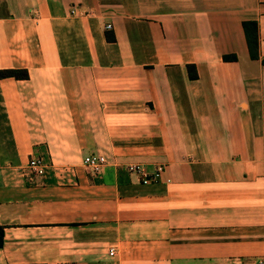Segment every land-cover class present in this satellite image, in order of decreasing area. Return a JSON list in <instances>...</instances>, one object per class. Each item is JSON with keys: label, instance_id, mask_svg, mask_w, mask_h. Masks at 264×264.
Segmentation results:
<instances>
[{"label": "crops", "instance_id": "obj_1", "mask_svg": "<svg viewBox=\"0 0 264 264\" xmlns=\"http://www.w3.org/2000/svg\"><path fill=\"white\" fill-rule=\"evenodd\" d=\"M263 58L264 0H0V264L264 260Z\"/></svg>", "mask_w": 264, "mask_h": 264}, {"label": "built area", "instance_id": "obj_2", "mask_svg": "<svg viewBox=\"0 0 264 264\" xmlns=\"http://www.w3.org/2000/svg\"><path fill=\"white\" fill-rule=\"evenodd\" d=\"M106 26L109 27L110 24L108 23ZM47 160L48 158H46L44 155H36L31 157L28 160L27 169L35 173H43L44 168L47 165ZM83 162L91 171L97 172L101 169L102 165L107 162V157L99 152L90 153L84 156ZM127 168L130 171L138 172L143 182L155 181L158 176H160V172L162 170V166L157 165L153 171H148L139 163H128ZM112 253L113 248L110 249V254ZM258 264H264V260H259Z\"/></svg>", "mask_w": 264, "mask_h": 264}, {"label": "trees", "instance_id": "obj_3", "mask_svg": "<svg viewBox=\"0 0 264 264\" xmlns=\"http://www.w3.org/2000/svg\"><path fill=\"white\" fill-rule=\"evenodd\" d=\"M243 29L245 33V37L247 40L249 54L252 58H257L258 54V33H257V23L255 20H244L243 21ZM107 39L113 40V34H106ZM223 57L225 59H235L236 54L228 53L224 54ZM264 61V58L262 59ZM188 75L190 78H195L197 76L196 68L194 64L188 63ZM5 76H13L15 78H27L28 70L25 67H7L0 68V77ZM3 242V226L0 224V245Z\"/></svg>", "mask_w": 264, "mask_h": 264}, {"label": "rangeland", "instance_id": "obj_4", "mask_svg": "<svg viewBox=\"0 0 264 264\" xmlns=\"http://www.w3.org/2000/svg\"><path fill=\"white\" fill-rule=\"evenodd\" d=\"M32 157H34V156H32ZM30 158H31V157H30ZM30 158H29V159H30ZM48 163H49V161L47 160V164H48ZM27 164H28V163H27ZM27 167H28V166H27ZM45 167H46V166H45Z\"/></svg>", "mask_w": 264, "mask_h": 264}]
</instances>
